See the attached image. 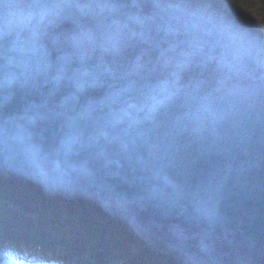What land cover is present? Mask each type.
Segmentation results:
<instances>
[{"label": "water", "instance_id": "1", "mask_svg": "<svg viewBox=\"0 0 264 264\" xmlns=\"http://www.w3.org/2000/svg\"><path fill=\"white\" fill-rule=\"evenodd\" d=\"M0 166L86 190L198 264H264V68L159 0H0Z\"/></svg>", "mask_w": 264, "mask_h": 264}, {"label": "trees", "instance_id": "2", "mask_svg": "<svg viewBox=\"0 0 264 264\" xmlns=\"http://www.w3.org/2000/svg\"><path fill=\"white\" fill-rule=\"evenodd\" d=\"M224 5L255 27L264 55V0H217ZM187 7L207 11L195 0ZM72 254L91 264H198L86 190L0 166V264H71Z\"/></svg>", "mask_w": 264, "mask_h": 264}, {"label": "rangeland", "instance_id": "3", "mask_svg": "<svg viewBox=\"0 0 264 264\" xmlns=\"http://www.w3.org/2000/svg\"><path fill=\"white\" fill-rule=\"evenodd\" d=\"M159 1H164L187 12H194V11L198 12L199 14L205 16L211 21H214L222 26H225L232 34L238 36L242 40V42L249 51H251L254 55L257 56L260 65L263 66L264 68V55H262L261 51L258 50L260 49V44L255 27L251 23L246 22V20L238 19L235 16L233 7L232 8L231 6L225 7L224 5L221 8H219L217 6V0H195L199 5H201V7L204 10L208 11V12L206 11L207 12L206 13L203 10L198 11L188 8L187 3L189 2L191 3V0H159ZM247 41L254 46V49L249 47ZM128 248L129 250H131L130 247ZM70 258H71L70 259L71 264H91V258L88 254H82V255L72 254ZM118 262L119 260L112 261L111 264H118Z\"/></svg>", "mask_w": 264, "mask_h": 264}, {"label": "snow or ice", "instance_id": "4", "mask_svg": "<svg viewBox=\"0 0 264 264\" xmlns=\"http://www.w3.org/2000/svg\"><path fill=\"white\" fill-rule=\"evenodd\" d=\"M6 255H8V254H6ZM5 264H7V261H5Z\"/></svg>", "mask_w": 264, "mask_h": 264}, {"label": "bare ground", "instance_id": "5", "mask_svg": "<svg viewBox=\"0 0 264 264\" xmlns=\"http://www.w3.org/2000/svg\"><path fill=\"white\" fill-rule=\"evenodd\" d=\"M149 233V232H148ZM151 234V233H150Z\"/></svg>", "mask_w": 264, "mask_h": 264}]
</instances>
